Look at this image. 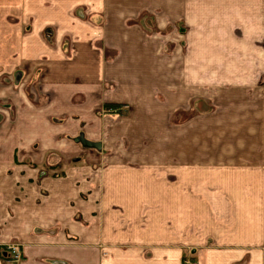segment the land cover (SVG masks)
I'll list each match as a JSON object with an SVG mask.
<instances>
[{
    "label": "crops",
    "instance_id": "0c3cea01",
    "mask_svg": "<svg viewBox=\"0 0 264 264\" xmlns=\"http://www.w3.org/2000/svg\"><path fill=\"white\" fill-rule=\"evenodd\" d=\"M220 1L264 23V0ZM182 8L191 24L197 0H0V264L11 242L22 264H264L261 160L82 175L101 159L102 119L140 102L143 57L165 51L142 27Z\"/></svg>",
    "mask_w": 264,
    "mask_h": 264
},
{
    "label": "rangeland",
    "instance_id": "374dc122",
    "mask_svg": "<svg viewBox=\"0 0 264 264\" xmlns=\"http://www.w3.org/2000/svg\"><path fill=\"white\" fill-rule=\"evenodd\" d=\"M197 1L191 24L190 10L182 8L175 10L179 23L142 27L165 35V51L143 57L139 75L150 81L135 98L140 102L114 105L113 117L102 119L101 135L92 137L103 142L96 153L101 159L84 163L89 172L83 176H96L113 161L169 167L182 160L216 168L264 163V23L236 2Z\"/></svg>",
    "mask_w": 264,
    "mask_h": 264
},
{
    "label": "built area",
    "instance_id": "2783aa9c",
    "mask_svg": "<svg viewBox=\"0 0 264 264\" xmlns=\"http://www.w3.org/2000/svg\"><path fill=\"white\" fill-rule=\"evenodd\" d=\"M8 253V261L10 264H22L23 263V250L20 243L11 242L6 245ZM183 264H197L196 261L190 258H185Z\"/></svg>",
    "mask_w": 264,
    "mask_h": 264
},
{
    "label": "water",
    "instance_id": "95a60500",
    "mask_svg": "<svg viewBox=\"0 0 264 264\" xmlns=\"http://www.w3.org/2000/svg\"><path fill=\"white\" fill-rule=\"evenodd\" d=\"M80 140L83 142V144L88 145V146L98 147V148H99V146H100V143H97V142H91V141L86 140V139H84V138H81Z\"/></svg>",
    "mask_w": 264,
    "mask_h": 264
}]
</instances>
